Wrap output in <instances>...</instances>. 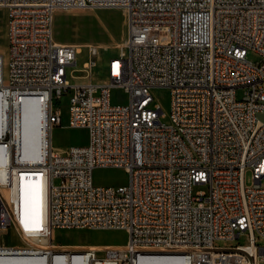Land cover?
<instances>
[{
	"label": "built area",
	"instance_id": "2783aa9c",
	"mask_svg": "<svg viewBox=\"0 0 264 264\" xmlns=\"http://www.w3.org/2000/svg\"><path fill=\"white\" fill-rule=\"evenodd\" d=\"M0 7L8 42L7 59L0 54V238L16 224L25 241L0 242V255L48 264H63L61 257L71 264L264 263L257 242L264 238V0H0ZM84 7L126 14V50L108 60L104 83L72 84L67 67L83 47L55 39L57 11ZM89 51L87 73L97 65L96 47ZM155 88L170 90L168 112ZM114 89L125 102L113 101ZM26 97L39 99L45 140H52L39 162L24 161L17 147ZM57 126L85 128L88 142L59 150ZM100 167L122 168L128 182L96 184ZM32 177L45 180L42 227L22 217L18 184ZM55 229H118L128 240L103 254L64 251ZM243 235L246 244L215 245Z\"/></svg>",
	"mask_w": 264,
	"mask_h": 264
},
{
	"label": "rangeland",
	"instance_id": "374dc122",
	"mask_svg": "<svg viewBox=\"0 0 264 264\" xmlns=\"http://www.w3.org/2000/svg\"><path fill=\"white\" fill-rule=\"evenodd\" d=\"M7 12L0 7V54L5 59L8 57V42L6 38ZM55 39L59 43L82 46L83 49L78 53L76 65L67 67V79L72 84L86 83L90 80L107 79L108 60L115 55L125 52V40L128 33L127 18L122 8H92L84 7L71 10H59L56 13L54 21ZM96 47L98 54L97 65L92 72L83 70V64L89 59V47ZM249 58L257 62L260 56L255 52L249 53ZM86 74H89L87 77ZM246 88L237 89V97L240 99L244 95ZM155 98L162 104L163 109L168 112L170 108V90L167 88L153 89ZM66 102V97L64 98ZM113 101L121 103L126 101L119 89L113 91ZM168 122V118H161ZM68 121V107L63 108V124ZM53 142L55 146L66 148L71 145H82L88 142V131L82 128H69L67 126H57L53 131ZM94 182L102 185L119 186L128 182V175L122 168H97L93 173ZM246 183H253L252 172L247 170ZM264 184V179L262 180ZM26 185L28 197L26 201L34 206V222L32 225L42 227L43 214L45 211V202L41 193V178H24L20 185ZM19 185V184H18ZM204 185H195L193 190L205 189ZM19 201L23 203L21 189L17 190ZM35 192V194H34ZM40 198L43 206H41ZM20 205V204H19ZM40 208V209H39ZM23 217V215H22ZM42 220V221H41ZM26 224V219L23 217ZM35 223V224H34ZM42 223V225H41ZM54 241L58 248H66V251L73 250L76 245H89L95 248L97 244L117 243L125 244L128 240V233L118 229H55ZM1 244L5 245H23L25 241L21 238L17 230V225L13 224L8 229L1 230ZM247 235L232 240L219 239L215 241L216 246L230 247L237 244L248 243ZM259 245H264V238H257ZM102 249V248H99ZM103 254V250H99ZM259 264H264L262 261Z\"/></svg>",
	"mask_w": 264,
	"mask_h": 264
},
{
	"label": "bare ground",
	"instance_id": "6f19581e",
	"mask_svg": "<svg viewBox=\"0 0 264 264\" xmlns=\"http://www.w3.org/2000/svg\"><path fill=\"white\" fill-rule=\"evenodd\" d=\"M24 103L28 105L26 110L19 114V125L16 122L17 133V147L22 153V159L26 162H39L41 159L42 150L45 147H52V140H45V131L43 129V116L40 111L39 99L36 97H26ZM19 129V130H18ZM7 154H14V145H7ZM41 178V177H40ZM42 186L41 193L45 202V211L43 214V224L47 215V194L45 188V180L41 178ZM20 184V183H19ZM18 189L21 187L18 185ZM22 190V189H21ZM40 209V208H39ZM42 225V223H41ZM126 244V243H125ZM125 244L107 243L97 244L94 249L107 250V249H119ZM72 248L75 251H81L90 249L89 245H76ZM66 248H64V251ZM63 264H71L59 258ZM0 264H48V260L45 258L38 257H20L16 255H0ZM73 264V263H72Z\"/></svg>",
	"mask_w": 264,
	"mask_h": 264
},
{
	"label": "crops",
	"instance_id": "0c3cea01",
	"mask_svg": "<svg viewBox=\"0 0 264 264\" xmlns=\"http://www.w3.org/2000/svg\"><path fill=\"white\" fill-rule=\"evenodd\" d=\"M93 82H96V83H104L107 81V79H97V80H92ZM69 128H72V127H69ZM83 129V128H82ZM85 129V128H84ZM59 150H64L65 148H61V147H58L56 146ZM19 186L21 187V192H22V199H23V203H22V214H23V217L26 219V225H32L31 222H34V217H33V213H34V206H31L27 201H26V198L28 197L29 193H28V187L26 185H20ZM35 194V192H34ZM40 203H41V206H43L42 204V201H41V198H40ZM35 224V223H34ZM35 226H37L35 224Z\"/></svg>",
	"mask_w": 264,
	"mask_h": 264
},
{
	"label": "water",
	"instance_id": "95a60500",
	"mask_svg": "<svg viewBox=\"0 0 264 264\" xmlns=\"http://www.w3.org/2000/svg\"><path fill=\"white\" fill-rule=\"evenodd\" d=\"M259 118L264 122V111L259 114Z\"/></svg>",
	"mask_w": 264,
	"mask_h": 264
}]
</instances>
